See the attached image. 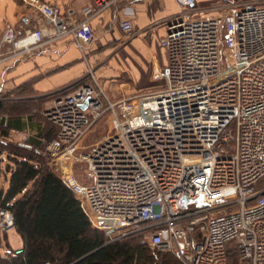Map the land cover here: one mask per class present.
<instances>
[{
  "label": "built area",
  "instance_id": "obj_1",
  "mask_svg": "<svg viewBox=\"0 0 264 264\" xmlns=\"http://www.w3.org/2000/svg\"><path fill=\"white\" fill-rule=\"evenodd\" d=\"M21 1L46 27L20 34L5 25L0 65L64 39L85 57L92 22L112 11L122 33L134 32L136 0H87L80 20L41 0ZM174 1L179 12L164 21L157 43L165 62L153 59L150 76L164 89L111 101L89 72L44 111L56 131L42 140L45 151L108 243L143 233L152 249L179 264H229L232 253L236 264H264V2L201 16L197 0ZM100 120L107 135L75 155ZM27 139L13 130L0 135L20 145ZM10 230L12 215L1 211L0 232Z\"/></svg>",
  "mask_w": 264,
  "mask_h": 264
},
{
  "label": "trees",
  "instance_id": "obj_2",
  "mask_svg": "<svg viewBox=\"0 0 264 264\" xmlns=\"http://www.w3.org/2000/svg\"><path fill=\"white\" fill-rule=\"evenodd\" d=\"M85 81L87 78L47 99L70 94ZM35 104L0 102V115L17 118L30 113ZM10 127L8 123L3 127L0 121V135L6 137ZM46 127L42 136L49 138L39 136L23 145L0 141V212L11 213L21 242V252L13 256L15 250L7 235L0 232V264H179L170 254L152 249L143 233L108 243L102 232L91 227L45 151L42 140H51L56 132L52 125ZM229 264H236L233 253Z\"/></svg>",
  "mask_w": 264,
  "mask_h": 264
},
{
  "label": "crops",
  "instance_id": "obj_3",
  "mask_svg": "<svg viewBox=\"0 0 264 264\" xmlns=\"http://www.w3.org/2000/svg\"><path fill=\"white\" fill-rule=\"evenodd\" d=\"M41 1L51 5L67 18L71 16L69 11H72V17L78 20L82 18L81 10L87 3V0ZM170 3L173 8L167 9ZM132 6L135 11L131 19L133 35L127 36L119 30L117 22L120 17L117 12L107 13L92 22L94 39L87 46L85 56L93 54L96 44H150V50H159L160 64L165 62L164 52L158 48L157 43L165 34L164 21L177 14L179 7L174 0H136ZM7 24L20 34L36 27H46L43 17L21 0H0V35ZM81 57L72 41L64 39L30 56L0 65V102L14 106L29 101L37 103L82 81L86 77V68ZM51 101L49 99L46 109L51 105ZM30 113L23 112L17 118L7 114L0 117L11 126V130L26 134L27 141L38 139L39 136L49 138L50 135L42 136L46 133L47 125L42 120H37L33 110L32 114ZM20 139L18 136L16 141ZM12 247L14 250L21 249L19 238Z\"/></svg>",
  "mask_w": 264,
  "mask_h": 264
},
{
  "label": "rangeland",
  "instance_id": "obj_4",
  "mask_svg": "<svg viewBox=\"0 0 264 264\" xmlns=\"http://www.w3.org/2000/svg\"><path fill=\"white\" fill-rule=\"evenodd\" d=\"M247 2L263 3L264 1L197 0L195 10L199 11V15L201 16L216 15L229 4ZM167 6V9L173 8L171 3ZM149 45L150 44H96L97 47L93 54L81 57L86 68V73L84 75L87 77L89 72H91L103 92L111 101H117L121 98L147 91L164 89V85L150 83V76L153 71L152 60H156L160 65L161 56L157 48H154L155 51L153 49L150 50ZM48 105L49 99L45 98L39 103H36L35 108L32 109L33 115L37 120H42L46 125L50 123L46 121L43 114ZM32 110L30 114H32ZM107 133L108 124L106 120H100L95 123L89 134L82 141L81 149L76 151L75 155H80L81 152L86 150L89 146L102 140ZM83 170L84 169L80 166L75 167L76 177L81 180V182L84 180ZM8 176L9 175H7V177ZM5 234L11 246H13L18 240L15 230H10Z\"/></svg>",
  "mask_w": 264,
  "mask_h": 264
},
{
  "label": "water",
  "instance_id": "obj_5",
  "mask_svg": "<svg viewBox=\"0 0 264 264\" xmlns=\"http://www.w3.org/2000/svg\"><path fill=\"white\" fill-rule=\"evenodd\" d=\"M81 108L84 109V106H82Z\"/></svg>",
  "mask_w": 264,
  "mask_h": 264
}]
</instances>
